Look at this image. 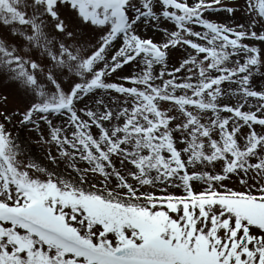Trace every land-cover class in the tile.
<instances>
[{
    "label": "snow or ice",
    "instance_id": "1",
    "mask_svg": "<svg viewBox=\"0 0 264 264\" xmlns=\"http://www.w3.org/2000/svg\"><path fill=\"white\" fill-rule=\"evenodd\" d=\"M0 264H264V0H0Z\"/></svg>",
    "mask_w": 264,
    "mask_h": 264
},
{
    "label": "rangeland",
    "instance_id": "2",
    "mask_svg": "<svg viewBox=\"0 0 264 264\" xmlns=\"http://www.w3.org/2000/svg\"><path fill=\"white\" fill-rule=\"evenodd\" d=\"M4 86L2 84H0V89H2Z\"/></svg>",
    "mask_w": 264,
    "mask_h": 264
}]
</instances>
